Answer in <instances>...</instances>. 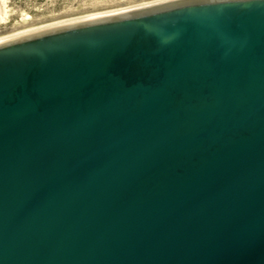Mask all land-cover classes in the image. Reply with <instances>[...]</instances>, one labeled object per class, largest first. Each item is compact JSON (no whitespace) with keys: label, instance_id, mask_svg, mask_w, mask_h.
<instances>
[{"label":"water","instance_id":"water-1","mask_svg":"<svg viewBox=\"0 0 264 264\" xmlns=\"http://www.w3.org/2000/svg\"><path fill=\"white\" fill-rule=\"evenodd\" d=\"M0 264H264V0L0 40Z\"/></svg>","mask_w":264,"mask_h":264},{"label":"rangeland","instance_id":"rangeland-1","mask_svg":"<svg viewBox=\"0 0 264 264\" xmlns=\"http://www.w3.org/2000/svg\"><path fill=\"white\" fill-rule=\"evenodd\" d=\"M159 0H0V40Z\"/></svg>","mask_w":264,"mask_h":264},{"label":"bare ground","instance_id":"bare-ground-1","mask_svg":"<svg viewBox=\"0 0 264 264\" xmlns=\"http://www.w3.org/2000/svg\"><path fill=\"white\" fill-rule=\"evenodd\" d=\"M25 33V32H24Z\"/></svg>","mask_w":264,"mask_h":264}]
</instances>
